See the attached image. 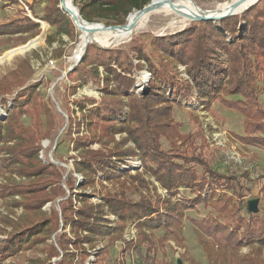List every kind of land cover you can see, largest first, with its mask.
Segmentation results:
<instances>
[{"label":"trees","instance_id":"obj_1","mask_svg":"<svg viewBox=\"0 0 264 264\" xmlns=\"http://www.w3.org/2000/svg\"><path fill=\"white\" fill-rule=\"evenodd\" d=\"M0 1L2 6L7 2L20 4V0ZM39 1L48 3L41 20L55 26L59 33L73 36L74 24L59 8L61 0H33L29 6L33 14V7ZM151 1L83 0L77 6L86 21L103 20L106 26H112L124 25L130 14L142 10ZM22 13V18L0 24V35L14 36L40 27L24 9ZM218 24L199 21L180 34L135 43L131 52L136 54L137 65L132 55L123 49L87 46L82 62L68 77L75 83L74 91L92 82L99 86L102 96L100 100L85 98L77 103L89 135L73 139L74 150L81 153L74 171L67 176L59 167L44 164L39 158L41 141L51 138L55 122L48 105L39 101L37 86L30 84L17 93L7 118L0 119V154L6 155L0 160V169L5 176L15 173L30 181L0 183V200L14 198L15 207L25 210L22 222L3 219L12 231L0 243V261L18 254L25 244L29 248L45 244L46 260L41 264H53L58 258L57 264H75L77 254L82 259L80 264H87L92 255L95 260L91 264H104L110 247L121 241L125 244L124 250L144 247L153 264H166L157 254L163 252L165 256L164 250L171 241L185 247L186 211L204 204L217 212L216 217L193 221L206 253L211 256L215 250L227 251L228 264H264L255 257L257 252L240 254L244 247L264 246V212L259 209V213L254 214L246 205V214H240L242 199L251 191L249 184H255L250 173H222L215 169L208 156L209 143L204 129L183 133L182 123L174 118L175 106H183L178 98L196 97L205 111L219 102L244 117L243 134L235 135L236 138L246 146L264 149V104L261 101L264 94V0ZM222 55L229 58L228 67ZM142 60L147 62L152 78L149 91L140 96L133 92L137 83L133 75L135 70L145 68ZM180 64L186 67L189 79L180 77L177 69ZM31 75L29 61L20 63L17 71L0 81V97L11 94L12 88L24 86ZM1 100L2 104L7 103L5 97ZM24 116L30 118L29 126L21 121ZM76 131L78 133L79 129ZM124 134L126 137H122ZM163 140L169 143L170 149L164 147ZM94 144L101 149H93ZM135 158L140 159L144 171L119 170L127 160ZM73 172L84 177L77 192ZM99 176L112 183V190L98 189L97 184L105 188ZM147 176L159 183L167 192L166 196L158 193V186L147 180ZM260 177L259 189L264 200V172ZM63 184L70 190V197H66ZM140 186L147 192H142ZM90 188L93 191L89 192ZM182 188L195 197H178ZM130 190L140 192V198H129L127 191ZM91 195H99L101 200L93 202ZM16 196H21L22 201H17ZM59 198L60 211L54 207L44 210L47 204H54ZM108 215L117 219H108ZM131 224L136 226L137 239L127 242L124 233ZM59 230L54 242L53 236ZM158 230L163 231V236L156 237ZM101 240L105 242L103 246L99 245ZM186 253L182 259L191 260Z\"/></svg>","mask_w":264,"mask_h":264},{"label":"rangeland","instance_id":"obj_2","mask_svg":"<svg viewBox=\"0 0 264 264\" xmlns=\"http://www.w3.org/2000/svg\"><path fill=\"white\" fill-rule=\"evenodd\" d=\"M32 1L33 0H20L19 5H10L9 2H7L4 6H2L3 2L0 1V24L8 23L12 19L22 18L24 16L22 10L24 9L27 15L40 25L38 29L27 33L14 36L0 35V81L2 82L10 73L17 71L20 63L23 64V62L27 60L29 61L32 71V75L24 86L12 88L11 94H5L0 97V119L3 121L7 118V111L12 108L17 93L25 89L28 85L35 84L37 86L35 90L38 94L37 97L39 101L48 105L52 120L55 122V131L51 138H46L41 141L42 150L39 153V158L44 164H54L59 167L64 172L65 176H67L70 174V171H74L75 161L79 160L78 157L81 153L80 150H74L73 139L78 137V135H89L85 123H82L83 112L80 110L77 103L85 98L100 100L102 93L99 86L94 85L92 82L77 88L76 91L73 90L75 83L68 77V71L74 65L71 62V58L80 42H82L83 35L71 16L69 15L74 24L73 36L59 33L55 26H52L46 20H41L45 15V8L48 6V3L46 1H39V3L33 7L35 12V14H33L29 9ZM81 1L83 0H74V4L77 6ZM193 1L202 10L209 11L216 9L220 3L226 0ZM59 8H61V2L59 3ZM36 17L38 19H36ZM177 22L178 19H176L174 15L169 17L154 15L151 19L150 27L146 30L137 33L128 42L116 45L107 50L123 49L128 51L130 55H132L134 64L137 65L139 61L136 54L131 52L132 45L142 40H149L151 37L177 35L191 25L198 23V21H191L181 29ZM93 23L105 24L103 20H97ZM214 23L218 24V21ZM33 43L36 44L34 45ZM22 47L26 48L22 49ZM221 58L226 67H228L229 58L226 55H222ZM52 62L54 64H52ZM142 63L145 68L142 70H135L133 75L137 80L136 88L133 92L140 96L149 91V83L152 78V74L148 70L147 62L142 60ZM113 66L117 68L116 65ZM177 69L180 77L189 79L186 75L185 66L181 64L177 65ZM101 72L103 74V69H101ZM260 85H262V83H260ZM140 89H144V92L140 93L139 91H142ZM167 91L170 95V89H167ZM3 97L7 99L6 104H2L1 99ZM178 100L182 102L183 106H175L174 118L182 123L183 126L181 131L183 133L195 132L199 128L204 129L209 143L208 156L212 166L222 173L231 171H235L238 174L247 171L250 173L253 179L252 182L255 184H249V186H251V191L242 199L243 205H240V214L245 215L246 205L255 199H259V209L262 211L261 213H263L264 200L262 199L259 188L262 183L260 175L264 172V149L246 146L236 138L235 135L243 134L244 117L234 110L223 107L219 102H214L212 109L210 111H205L199 105L196 97H192L190 100L180 98H178ZM261 101L264 104V94L261 95ZM126 111H128V109H126ZM42 119L45 120L44 115ZM124 120L126 121L125 118H121V121ZM21 121L26 126L31 124V120L28 116H24ZM78 125H80V128ZM76 129H79L78 133H76ZM70 130L72 133H70ZM122 137H126V134ZM117 139H120L119 135ZM163 144L166 149L171 148L166 140H163ZM92 148L98 150L101 149V146L94 144ZM5 156L4 153H1L0 160ZM119 170H129L132 173L144 171L139 158L127 160V164L120 166ZM0 171V183L2 184H7L9 180L15 184H26L30 181L26 176L15 173L6 174L5 176L1 169ZM73 176L76 180L75 192H77L78 187L84 182V177L75 172H73ZM99 178L103 179L102 176H99L98 179ZM146 178L147 180L155 182L150 176ZM104 183L105 188L97 184L98 189L103 192L112 190V183L107 180H104ZM155 184L158 186V193L163 197L166 196L167 192L161 189L159 183L155 182ZM63 187L66 191V197H70V190L64 184ZM116 187H118V185H116ZM140 189L142 192H147L143 186H140ZM151 190V194L153 195V187H151ZM88 191H93V188H90ZM228 194L230 196L232 195L230 192H228ZM127 196L133 200H138L140 198V192L137 190H130L127 191ZM181 196L189 198L195 197L194 193L184 188L181 189V193L178 195V197ZM15 199H17V201H22L21 196H16ZM62 199L65 198L63 197ZM91 199L93 202H99L101 200L99 195H91ZM13 201L14 198L11 197L0 200V243L4 242L12 231L11 227L3 223V219L10 218L11 220L22 222L25 216L24 208L21 206L15 207ZM60 201L61 199L59 198L54 204H47L44 210L49 211L54 207L60 211ZM185 215L186 217L183 225V243L185 247H180L176 242L171 241L166 245V249L164 250L165 256L163 252H159V254H157L158 257L160 259L163 258L166 264H228L225 260L227 251L215 250L211 256L206 253L193 223L194 220H201L205 217H216L217 212L211 206L198 204L196 208L187 210ZM107 218L113 221L117 219L112 215H108ZM60 231L61 230L53 236L54 242L56 235L59 234ZM155 234L156 237H161L164 233L162 230H158ZM104 244L105 242L101 240L99 245L103 246ZM44 247L45 244L29 248V246L25 244L24 248L18 254L12 255L5 261H0V264H41L42 261L46 260ZM124 248L125 244L121 241L110 247V253L104 264H130L133 263V261H139L141 264H153L150 257L146 256L144 247L126 250H124ZM216 249H218L217 246ZM185 251L187 252L188 258L190 257L191 260L182 259ZM256 252L257 255L255 257L263 263L264 246L259 247V245H255L252 247H244L240 250L241 255H255ZM150 256H153V253H151ZM59 259L60 258L54 259L52 263L57 264ZM94 260L95 257L92 255L87 260V264H91ZM74 261L75 264H80L82 262L80 254H77Z\"/></svg>","mask_w":264,"mask_h":264},{"label":"bare ground","instance_id":"obj_3","mask_svg":"<svg viewBox=\"0 0 264 264\" xmlns=\"http://www.w3.org/2000/svg\"><path fill=\"white\" fill-rule=\"evenodd\" d=\"M257 0H226L214 10H202L193 0H154L153 7L146 9L141 14L136 11L131 14L127 26L122 29H112L102 23L87 24L80 13H78L73 0H64L63 8L72 12L76 17L75 24L82 32L83 39L77 47L71 62L75 64L81 57L86 43H94L101 47L111 48L116 45L128 42L137 33L150 27L154 15L161 17L176 16L181 29L191 21H197L199 16L218 17L228 13L231 7L240 3L239 10H245ZM73 18V17H72ZM34 45L36 43H33ZM26 47H22L25 49ZM27 50V49H26Z\"/></svg>","mask_w":264,"mask_h":264},{"label":"water","instance_id":"obj_4","mask_svg":"<svg viewBox=\"0 0 264 264\" xmlns=\"http://www.w3.org/2000/svg\"><path fill=\"white\" fill-rule=\"evenodd\" d=\"M74 1V0H73ZM153 2H154V0H152L151 1V3L149 4V5H147L146 7H144L142 10H139L138 12L141 14L142 12H144L146 9H148V8H152L153 7ZM259 2V0H257V2H255V3H253L251 6H249L248 8H246L245 10H242V11H240L239 10V8H240V3H236L235 5H233L232 7H231V10L228 12V13H226V14H224V15H221V16H218V17H208V16H199L198 18H197V21L199 22V21H220V20H222V19H224V18H226V17H229V16H233V15H241V14H243L244 12H246L249 8H251L253 5H255L256 3H258ZM63 3H64V0H61V8H63ZM75 7H76V9H77V11H78V13H80L79 12V9H78V7L75 5ZM63 10L68 14V15H72V12L70 11V10H68V9H66V8H63ZM131 15V14H130ZM130 15L127 17V21H128V19H129V17H130ZM73 17V18H72ZM71 18H72V20L74 21V23H75V21H76V17L75 16H72ZM82 17V16H81ZM87 24L89 23V24H91L90 22H87L86 20H84ZM127 26V22L124 24V25H112V26H108L109 28H112V29H122V28H125ZM89 44H94V43H86L85 44V47H84V51H83V53H82V55H81V57H80V59L69 69V71H68V73H70L71 71H73V69L79 64V63H81L82 62V59H83V57H84V55H85V52H86V49H87V46L89 45ZM96 45V44H95ZM97 46H99V45H97ZM100 48H102V49H110V48H106V47H101V46H99ZM67 73V74H68ZM248 209H249V211L250 212H252V213H254V214H257V213H259V199H255V200H253V201H250L249 203H248Z\"/></svg>","mask_w":264,"mask_h":264},{"label":"built area","instance_id":"obj_5","mask_svg":"<svg viewBox=\"0 0 264 264\" xmlns=\"http://www.w3.org/2000/svg\"><path fill=\"white\" fill-rule=\"evenodd\" d=\"M26 9L28 10L27 7H26ZM52 64H54V63L52 62ZM140 90H142V89H140ZM139 92L140 93H143L144 92V89L142 91H139ZM136 238H137V229H136V226H135V224H131V225H129L127 227V230L125 231L124 239L127 242H131V241H135ZM121 258H122V256H121ZM130 264H140V263L133 261V263H130Z\"/></svg>","mask_w":264,"mask_h":264}]
</instances>
